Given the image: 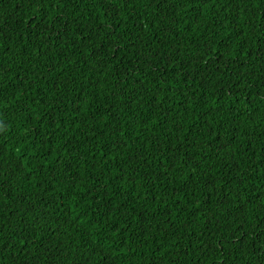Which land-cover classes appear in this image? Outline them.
<instances>
[{
  "label": "trees",
  "instance_id": "trees-1",
  "mask_svg": "<svg viewBox=\"0 0 264 264\" xmlns=\"http://www.w3.org/2000/svg\"><path fill=\"white\" fill-rule=\"evenodd\" d=\"M0 264H264V0H0Z\"/></svg>",
  "mask_w": 264,
  "mask_h": 264
}]
</instances>
